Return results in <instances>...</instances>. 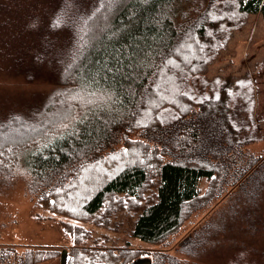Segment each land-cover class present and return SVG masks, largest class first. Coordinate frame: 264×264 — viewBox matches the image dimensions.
I'll return each mask as SVG.
<instances>
[{
  "label": "trees",
  "instance_id": "obj_1",
  "mask_svg": "<svg viewBox=\"0 0 264 264\" xmlns=\"http://www.w3.org/2000/svg\"><path fill=\"white\" fill-rule=\"evenodd\" d=\"M253 15L264 18V0H56L45 21L33 19V66L56 48L55 36L65 37L50 55L57 87L51 115L35 126L18 113L0 117V189L22 181L38 207L66 219L60 225L70 245H0V264L61 255V264H181L130 241L108 245L110 236L85 225L113 231L114 216L131 212L129 238L164 246L209 208L220 186L260 190L264 159L246 148L264 140L252 116L251 75L207 77ZM170 61L181 64L179 78L169 74ZM184 240L179 252L197 255L200 238ZM225 264H264V249L237 246Z\"/></svg>",
  "mask_w": 264,
  "mask_h": 264
},
{
  "label": "rangeland",
  "instance_id": "obj_2",
  "mask_svg": "<svg viewBox=\"0 0 264 264\" xmlns=\"http://www.w3.org/2000/svg\"><path fill=\"white\" fill-rule=\"evenodd\" d=\"M55 1L0 0V117L8 112L18 113L19 121L35 126L40 121L39 117L46 120L51 115L48 103L51 92L57 87L51 56H56L55 52L63 47L65 37L55 36L56 48L51 49L38 66H33L30 58L39 45L35 33L30 32L27 26L35 18L45 21ZM168 65L170 75L175 78L182 75L181 64L170 61ZM245 73L251 75L253 97L256 91L264 96V18L260 15L249 16L245 25L231 34L224 50L209 65L207 77L210 80L220 75L237 78ZM241 102L242 99L238 98L235 107L248 118L249 112L244 108L245 104L240 106ZM64 109L67 108L56 114H62ZM254 114L253 109L252 116ZM246 148L264 159V140ZM255 187L254 183L240 188L239 184L220 186L219 197L209 208L195 212L164 246L130 239L128 232L135 215L127 211L114 216L113 231L93 225L85 227L94 236H110L112 242L108 245L117 248L130 241L133 248L166 251L178 258L181 264H225L237 246L253 247L258 253L264 249V188L258 190ZM205 188L206 183L201 182V191ZM61 220L66 219L38 207L36 201L26 194L22 181L16 182L9 190L0 189V245L17 246L19 250L26 246L64 249L70 245V240L63 232ZM187 236L200 238L199 249H195L197 255L179 252L180 243L186 241L184 238ZM185 243L187 245L189 241ZM62 258L63 255L42 264H61ZM147 262V259H141L134 264Z\"/></svg>",
  "mask_w": 264,
  "mask_h": 264
},
{
  "label": "crops",
  "instance_id": "obj_3",
  "mask_svg": "<svg viewBox=\"0 0 264 264\" xmlns=\"http://www.w3.org/2000/svg\"><path fill=\"white\" fill-rule=\"evenodd\" d=\"M254 84L256 87L258 86L257 82H255ZM260 98H262V101L260 100ZM254 104H255L254 117L257 115L256 121L259 122L261 132L264 135V96L261 93L260 94L257 93V91H256V94H254ZM262 188H264V186Z\"/></svg>",
  "mask_w": 264,
  "mask_h": 264
},
{
  "label": "clouds",
  "instance_id": "obj_4",
  "mask_svg": "<svg viewBox=\"0 0 264 264\" xmlns=\"http://www.w3.org/2000/svg\"><path fill=\"white\" fill-rule=\"evenodd\" d=\"M36 26H37V22H36V21H32V22L29 23L28 28H29V29H33V28H35Z\"/></svg>",
  "mask_w": 264,
  "mask_h": 264
}]
</instances>
